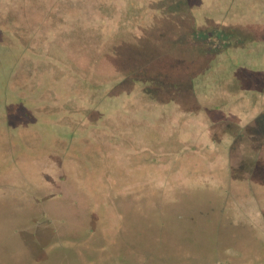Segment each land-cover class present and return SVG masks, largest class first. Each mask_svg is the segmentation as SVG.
<instances>
[{
    "label": "rangeland",
    "instance_id": "1",
    "mask_svg": "<svg viewBox=\"0 0 264 264\" xmlns=\"http://www.w3.org/2000/svg\"><path fill=\"white\" fill-rule=\"evenodd\" d=\"M148 3L113 66L152 91L89 119L41 1L0 0V264H264V0Z\"/></svg>",
    "mask_w": 264,
    "mask_h": 264
},
{
    "label": "trees",
    "instance_id": "2",
    "mask_svg": "<svg viewBox=\"0 0 264 264\" xmlns=\"http://www.w3.org/2000/svg\"><path fill=\"white\" fill-rule=\"evenodd\" d=\"M40 1L48 17L52 19L58 38L63 41L59 43L56 39L53 44L62 50L66 75L74 90L83 94L86 103L83 105L84 118H95L105 102L114 103L118 87L123 88L125 82L130 84L132 80L138 82L143 79L148 91H152L151 77L140 69L131 67L125 70L113 66L116 65L115 60L121 56L120 48L130 51L143 49L145 46L134 38L132 41H123L124 35L130 33L127 30H132L133 33V25L129 24L124 16H129L137 10L136 3L141 6L139 11L148 10L149 0H49V4ZM119 1H122L123 6L125 4L124 11L121 12L124 16L122 14L121 17H118ZM111 22L118 26L111 33H106V28ZM137 22L136 20L135 24ZM61 26L66 29L60 34L58 32ZM129 54L132 56L135 53ZM106 57H113L109 59L110 62L113 60L110 69L103 63ZM131 63L135 64V61Z\"/></svg>",
    "mask_w": 264,
    "mask_h": 264
}]
</instances>
